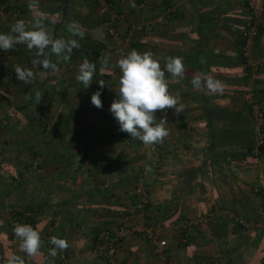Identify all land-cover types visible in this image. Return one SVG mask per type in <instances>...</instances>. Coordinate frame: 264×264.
Wrapping results in <instances>:
<instances>
[{
    "label": "crops",
    "instance_id": "0c3cea01",
    "mask_svg": "<svg viewBox=\"0 0 264 264\" xmlns=\"http://www.w3.org/2000/svg\"><path fill=\"white\" fill-rule=\"evenodd\" d=\"M125 0L129 14L122 29L133 33V49L151 51L161 64L182 57L185 75L169 89L178 93L184 111H158L169 135L158 143L157 162L138 139L119 130L109 111L118 98L120 74L111 53L104 21L106 0H39L37 11L55 20V38H71L67 25L85 30L81 47L69 61L53 54L58 72L34 66L35 49L24 44L11 52L10 63L31 68L32 84H24L0 67V264L11 255L26 264H54L48 255L55 235L69 242L67 264H160L151 242L139 232L129 234L109 262L96 255L93 240L105 228L116 229L125 214H134V194L143 180L150 201L145 223L157 227L168 241L175 264H264V156L258 155V122L244 103L249 83H256L264 110V68L248 76L241 53L242 32L251 12L245 0ZM171 9L166 24L154 23ZM28 0H0V33H9L18 19L30 21ZM150 22L149 29L138 28ZM47 23V22H46ZM264 57V28L254 44ZM110 63L101 72V60ZM96 64L90 87L77 81L79 65ZM204 61L203 63L201 61ZM195 75L223 84L222 93L197 90ZM102 90L103 108L91 96ZM37 93L42 97L38 101ZM264 142V123L261 126ZM149 171L144 175V169ZM16 208L38 228L41 254L30 258L13 241L10 211ZM213 213V218L199 221ZM237 218L245 220V225ZM138 220V218H135ZM197 220V223H187ZM187 226V228L185 227Z\"/></svg>",
    "mask_w": 264,
    "mask_h": 264
},
{
    "label": "clouds",
    "instance_id": "9594fccd",
    "mask_svg": "<svg viewBox=\"0 0 264 264\" xmlns=\"http://www.w3.org/2000/svg\"><path fill=\"white\" fill-rule=\"evenodd\" d=\"M38 7L39 0H28V9L32 13L31 20L26 22L24 19H18L12 24L9 33H0V50L11 51L15 45L24 44L30 51L35 49L32 59L34 66L56 73L58 67L51 56L54 54L62 61H69L73 50L81 47L75 37L83 39L85 30L74 21L67 25L71 38H55L49 25H54L56 21H50L46 14L37 11ZM161 59L164 58H157L151 51L141 53L133 49L117 62L122 75L116 90L118 98L112 102L109 111L118 122L120 131L128 133L131 138L138 139L145 145L163 143L169 135L166 120L161 118L157 123V111L175 109L177 114L184 111L179 94L170 91L166 78L167 72L171 74L173 80L182 79L185 75L184 60L179 56H170L162 65ZM109 63L110 57L105 55L101 60V72ZM13 70L16 78L24 84H32L36 80V73L31 68L17 65ZM95 73L96 64L85 59L79 65L76 79L86 89L91 86ZM99 85L100 90L92 94L91 102L96 108L102 109L101 94L108 84L99 80ZM192 85L197 90L206 89L209 93H222L224 90L222 82L211 76L195 75L192 78ZM41 97L37 93L38 101ZM13 232L20 241L21 251L28 257H38L41 254L44 241L38 228L29 224H16ZM49 242L53 245L48 253L51 257H56L58 252H63L69 247L67 239L55 235L50 237ZM6 264H26V261L23 256L13 254L7 258Z\"/></svg>",
    "mask_w": 264,
    "mask_h": 264
},
{
    "label": "built area",
    "instance_id": "2783aa9c",
    "mask_svg": "<svg viewBox=\"0 0 264 264\" xmlns=\"http://www.w3.org/2000/svg\"><path fill=\"white\" fill-rule=\"evenodd\" d=\"M247 6L251 12V19L248 20L244 26L242 32V43H241V53L245 60V65L247 69L248 76L254 77L255 74L264 68V57L257 58L254 55V44L261 31L264 28V0H245ZM125 0H106V4L109 8V16L104 21L106 26L107 35L112 42L111 53L114 56L115 62L118 67V60L126 56L131 50H133L134 38L133 33L130 31L126 32L122 29V22H124L129 14L127 10L122 5ZM144 0L140 6L145 7L148 3ZM171 9L163 13L154 23L166 24L171 15ZM151 26L150 22L142 24L138 29L143 30L145 27L149 29ZM4 58L0 60V67L7 69L11 76H14V65L10 63L11 52H8ZM118 72L122 75L119 67ZM256 83H249L247 89L244 93V103L245 106L250 111L251 115L258 122V134H259V144L263 142L261 126L264 123V110L257 99ZM158 112V111H157ZM164 114L169 113V109L162 111ZM129 138L130 135H128ZM145 145V144H144ZM146 150L153 157V159L159 162L161 157V150L158 144L155 145H145ZM149 171V166L144 169V175ZM136 196L135 202V213L125 214L121 220L120 225L116 229L105 228L102 229L94 238L93 246L96 255L106 261H115V252L119 245L122 244L124 239L131 233L139 232L144 234V236L151 242L155 255L159 258L160 264H175L174 260L169 257L167 252L168 241L166 238L161 236L160 230L157 227L148 225L145 223V210L150 201L149 189L147 184L141 180L134 191ZM213 213H209L207 216L202 217L199 221H208L213 218ZM260 221H264V204L259 211ZM11 226L13 233V241L17 243L19 240L13 232V228L16 224H23L24 222L31 223V219L28 217H23L19 210L12 208L10 211ZM135 218H138L136 220ZM239 223H243L245 220L237 218ZM187 223H197V220H193ZM187 228V226H185ZM68 256L67 250L63 252H58V255L54 261V264H67Z\"/></svg>",
    "mask_w": 264,
    "mask_h": 264
},
{
    "label": "trees",
    "instance_id": "16d2710c",
    "mask_svg": "<svg viewBox=\"0 0 264 264\" xmlns=\"http://www.w3.org/2000/svg\"><path fill=\"white\" fill-rule=\"evenodd\" d=\"M258 149H259L258 155L264 156V142L259 144Z\"/></svg>",
    "mask_w": 264,
    "mask_h": 264
}]
</instances>
